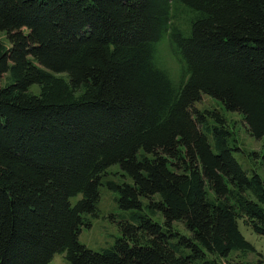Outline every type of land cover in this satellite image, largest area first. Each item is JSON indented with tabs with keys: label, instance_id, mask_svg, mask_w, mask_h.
<instances>
[{
	"label": "trees",
	"instance_id": "16d2710c",
	"mask_svg": "<svg viewBox=\"0 0 264 264\" xmlns=\"http://www.w3.org/2000/svg\"><path fill=\"white\" fill-rule=\"evenodd\" d=\"M0 33V264L256 252L240 224L264 236V176L238 160L225 113L195 106L210 96L264 138V0H0ZM115 165L132 184L103 185ZM102 186L120 237L94 251L79 236Z\"/></svg>",
	"mask_w": 264,
	"mask_h": 264
},
{
	"label": "rangeland",
	"instance_id": "374dc122",
	"mask_svg": "<svg viewBox=\"0 0 264 264\" xmlns=\"http://www.w3.org/2000/svg\"><path fill=\"white\" fill-rule=\"evenodd\" d=\"M0 41L9 45V41L6 33H0ZM159 64L170 74L174 80H178L181 67L179 66L176 58L172 54L171 47L168 40H165L160 45V57ZM35 92H39L37 88H34ZM200 111H223L228 119L229 125L235 134V140L239 152L237 158L246 170L252 172L256 171L260 175L264 176V138L256 139L248 132V127L239 113L229 112L210 96H203L201 102L195 106ZM103 185H106L108 181L116 184H132V179L128 177L121 169L119 165H115L107 170L105 177L103 178ZM101 199L98 204L100 216L97 218L88 217L90 226H83L79 236L81 244L87 246L94 251H101L115 244L117 237H120V230L117 225L118 219L120 220L121 210L116 203V195L108 189L106 186H102ZM156 220L162 222L160 216L156 217ZM174 228L182 235H188V232L182 223H175ZM240 229L246 238L256 249V252H252L249 255H245L243 252L233 253L229 257L228 261L225 260L224 264L235 263H256L259 260L264 261V236H260L253 232L249 227L243 223L240 224ZM211 258V257H210ZM213 259V258H211ZM50 264H69L66 260L65 254H57Z\"/></svg>",
	"mask_w": 264,
	"mask_h": 264
}]
</instances>
